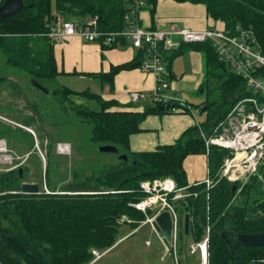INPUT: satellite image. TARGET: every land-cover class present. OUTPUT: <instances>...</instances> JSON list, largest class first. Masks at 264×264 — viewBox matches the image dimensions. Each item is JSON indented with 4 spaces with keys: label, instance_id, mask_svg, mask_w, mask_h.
Segmentation results:
<instances>
[{
    "label": "trees",
    "instance_id": "16d2710c",
    "mask_svg": "<svg viewBox=\"0 0 264 264\" xmlns=\"http://www.w3.org/2000/svg\"><path fill=\"white\" fill-rule=\"evenodd\" d=\"M144 1L145 4L132 14L135 0H24L25 7L0 24V54L6 65L0 70V76L5 75L8 79L11 76L9 70H14L45 89L36 86L37 98L24 89L18 90L17 97L24 99L30 112L23 116L19 110L21 120L15 123L33 128L35 132L18 127L29 136V152L36 153L42 160L35 150L36 138L46 151L45 176L42 171L38 181L27 180V165L0 172V264H94L99 260L92 262L94 249L102 254L110 251L119 241L124 225L136 230L146 220L147 214L132 203L145 196L141 190L143 181L162 177L173 178L179 188L189 186L191 193L177 202L183 216L190 214V234L183 236L178 248L181 262V256L187 263L194 257L188 254V244L204 238L203 223L211 227L210 264H251L254 260H264V247H246L235 233L228 231L234 228L240 233H264V165L246 182L219 178L228 150L212 145L207 155L208 166L216 184L210 190L204 183L191 185L184 165L189 155L206 154L202 131L210 135L238 100L256 95L247 87L246 78L218 54L212 40L182 41L175 48L163 50L172 75L171 68L178 56L190 50L202 54L205 75L199 87V92L204 95L201 103L180 101L177 106L160 110L159 104L151 102L139 111L132 109L131 104L124 106L115 98L106 99L88 89L75 90L54 84L62 73L55 56L56 42L48 36L56 16L78 23L93 17L98 19L99 30L106 33L123 31L129 26L130 19H137L141 10L149 9L155 16L159 0ZM174 1L205 5L207 15L222 21L229 33L240 35L245 31L253 34L254 44L264 53V0ZM105 39L106 35L96 41L104 49L129 45L126 37L119 38V45L117 42L105 44ZM145 52V48L136 50L130 61L113 65L106 72L90 74L113 90L115 76L122 70L141 66ZM255 74L264 77V67ZM83 97L95 100L99 108L92 109L78 100ZM173 107L184 108V112L190 114L205 115L204 120L187 128L174 143L155 150L133 151L130 137L142 131L144 119L151 114L173 112ZM6 119L0 118V121L10 125L16 121ZM9 128H2L0 140L9 133ZM64 137L67 138L65 141ZM85 139L100 146H117V160L60 168L55 158L59 143L68 142L73 147L72 144ZM122 154L128 159H120ZM27 181L39 183L41 193H21L22 183ZM44 183L50 192L45 191ZM153 213L149 211L148 215ZM225 230L223 236L221 233Z\"/></svg>",
    "mask_w": 264,
    "mask_h": 264
},
{
    "label": "built area",
    "instance_id": "2783aa9c",
    "mask_svg": "<svg viewBox=\"0 0 264 264\" xmlns=\"http://www.w3.org/2000/svg\"><path fill=\"white\" fill-rule=\"evenodd\" d=\"M5 0H0V5ZM144 0H135L132 14L136 13ZM138 19H130L129 26L123 31L104 32L98 29V19L89 18L83 23L71 19H62L60 15L52 20L50 36L56 43L63 42L72 36H79L87 41L96 42L106 35L105 44L117 42L120 37H126L129 44L135 49L145 48V56L141 69L153 73L156 79L154 91L150 99L143 93L132 92L131 102L149 100L159 105H166L177 100L179 89L173 85L174 77L167 66L163 50L177 47L183 42H197L212 40L218 54L225 59L238 74L244 76L247 87L253 89L255 96H249L238 100L226 116L222 117L214 126L213 132L207 135L202 131L206 142V155L209 154L212 145L228 150V155L219 171V178H227L232 182L243 181L258 173L260 166L264 165V77L255 72L264 67V53L254 44L256 39L249 32L233 35L222 28L210 27L205 30H192L173 26L168 31L159 29H147L141 26ZM175 36L178 37L175 40ZM184 103V101H181ZM183 111L184 108L173 107L172 111ZM19 125V124H18ZM58 151L61 153L70 150L66 143H59ZM68 150V151H67ZM3 140H0V160L15 159ZM19 158V156H17ZM205 184L210 190L215 183L210 170L207 176L191 185ZM188 187L179 188L171 177H162L154 180H145L141 183V190L145 196L132 205L147 214L143 223L152 221L163 211H170L173 218L172 248L166 249L174 256L179 264L178 248L181 243V235L184 231V216L177 208V202L191 195ZM46 192H50L47 186ZM196 195V193H195ZM209 197V194H208ZM210 206L207 207L209 210ZM153 211V215H148ZM205 236L200 241H191L188 244V254L199 255V264H210V233L209 224L205 226ZM96 259L101 258L102 252L93 250Z\"/></svg>",
    "mask_w": 264,
    "mask_h": 264
},
{
    "label": "crops",
    "instance_id": "0c3cea01",
    "mask_svg": "<svg viewBox=\"0 0 264 264\" xmlns=\"http://www.w3.org/2000/svg\"><path fill=\"white\" fill-rule=\"evenodd\" d=\"M137 19L144 28L163 31H168L173 26L198 31L210 27L225 28L222 21H216L207 15L205 5L190 2L180 3L174 0H159L154 17L149 9H144L139 12ZM174 39L177 40L178 37L175 36ZM135 53L136 50L129 45L123 48L104 49L100 43L87 41L79 36H72L63 42L55 44L56 61L59 71H62L58 76L61 74L66 76L80 75L86 79L95 77L90 73L109 71L113 65L125 63L133 59ZM188 53H197L202 66L204 65L202 54L196 50L187 51L174 60L171 68L175 77L173 85L181 92L187 88L197 89L202 83V79L200 78L196 81L195 73L189 77L180 73L178 62ZM74 71L77 73H74ZM87 83L89 84V82ZM100 84L104 90L100 94L104 98H115L124 106H130L131 104L132 109L142 111L151 102L149 100H139V102L133 103L130 100V94L132 92H139L145 94L150 99V95L156 85V79L153 73L145 72L139 66L134 69L120 71L115 76L113 90L110 89L108 84L103 85L101 81ZM87 89L91 90L90 85H88ZM79 101L82 102L81 99ZM186 101L189 102L188 100H184V102ZM204 117L205 115H202L200 119L199 115L183 111L168 112L163 115H148L141 124L142 131L131 135V149L133 151H148L155 150L164 144L174 143L187 128L198 122H202ZM184 165L190 184L203 180L208 174L209 166L206 154L189 155ZM146 224L152 226V223H142V226ZM128 235H124L119 241Z\"/></svg>",
    "mask_w": 264,
    "mask_h": 264
},
{
    "label": "rangeland",
    "instance_id": "374dc122",
    "mask_svg": "<svg viewBox=\"0 0 264 264\" xmlns=\"http://www.w3.org/2000/svg\"><path fill=\"white\" fill-rule=\"evenodd\" d=\"M64 19V16H61ZM225 30V28H223ZM227 31V30H225ZM228 32V31H227ZM131 46V44H129ZM132 47V46H131ZM119 48H123L120 46ZM180 73L187 77L191 75H196V81L200 78L203 80L205 75L204 65L202 66L200 57L197 53H188L184 55L180 61L178 62ZM5 62L3 60V56L0 54V70L5 68ZM203 69V70H202ZM11 76L4 80L0 81V118L1 119H15L16 121H12V128H9L5 121H0V131L2 128H9V133L5 136L4 140L6 144L9 146L10 153L13 156H20L19 158H15L10 160L4 159L0 160V172L9 171L13 168H18L23 165L28 166V176L27 180H39V174L41 176V172L45 170L46 165V151L42 149L40 139H35V145L39 156L42 157L43 167L41 161L38 159L37 154L33 153L30 149V139L27 133L23 130L18 129V127H22V124L19 125L13 123L17 122L20 119L18 113L22 111L23 116L29 114L30 110L25 107L26 102L24 99H20L18 90L24 89L28 94L34 95L36 98L39 95L37 93V87L34 86V82L32 79L28 77H22L18 75L14 70H9ZM181 75V76H183ZM0 77H6L5 75H1ZM89 82V84L87 83ZM56 86H67L72 87L75 90H84L87 89L88 85H90V89L94 92L103 93V87L101 88L100 80L98 77H89L88 79L82 78L80 75H60L57 77L56 82L54 83ZM177 96V100L184 101L188 100L189 102H193L194 104L201 103L200 101L203 99L202 94L199 92V87L197 89L187 88L183 89L182 92L179 91ZM83 103H85L88 107L92 109H98L99 104L95 100L86 99L85 97L80 98ZM79 100V99H78ZM20 110V111H19ZM180 112V111H176ZM175 113V112H173ZM5 116V117H4ZM199 118H202V115H199ZM10 125L9 123H7ZM10 125V127H11ZM33 128L28 127L27 130L35 132L32 130ZM63 138V141H65ZM66 143L70 150L68 152L61 153L58 151V146L55 152V158L59 167L67 166V168H72L73 166L80 167L85 163L89 164H102L105 162H114L117 160L118 155L116 153H106L102 154L99 152V146L97 143L80 140L78 144H72L68 142ZM19 144L21 147H19ZM46 144V141H45ZM24 146L25 148H23ZM27 160V161H26ZM85 161V162H84ZM84 162V163H83ZM248 179L240 181L246 182ZM28 182V181H27ZM238 182V181H236ZM47 186L45 183L43 187ZM42 187V186H41ZM48 187V186H47ZM50 189V188H48ZM152 228L151 225H140L139 228L133 231L129 225H124L119 233V239H121L124 235H128L131 231H133L130 235L126 236L124 239L117 242L116 246L109 250H106V253L102 254L101 259L94 264H178L175 260L174 256L166 249L160 235L158 232ZM96 256L94 255V262ZM182 262L179 259V264H199V255L190 257L189 262L181 256ZM91 262V263H92Z\"/></svg>",
    "mask_w": 264,
    "mask_h": 264
},
{
    "label": "water",
    "instance_id": "95a60500",
    "mask_svg": "<svg viewBox=\"0 0 264 264\" xmlns=\"http://www.w3.org/2000/svg\"><path fill=\"white\" fill-rule=\"evenodd\" d=\"M25 7L24 0H5L3 4L0 5V24L9 16H12L22 10ZM6 80V77H0V81ZM34 85L40 88L41 90H45L43 86H41L38 82L33 80ZM177 101H171L166 105H158V109L164 110L166 107L177 106ZM183 105V104H182ZM99 151L104 153H119V148L112 144H106L99 146ZM122 160H127L128 156L126 154H122L119 156ZM22 171V170H21ZM235 188V185H234ZM21 193L24 194H40L41 187L37 182H23L21 186ZM153 228L160 235L164 245L171 249V241L173 236V218L170 211L161 212L153 221ZM206 224L203 223V227L205 228ZM229 232L235 233L238 237L239 241L242 245L246 247H256L261 248L264 247V233H256V234H247L236 232L234 228L228 229ZM190 234V214H184V231L181 235V240L183 236H189ZM223 236L226 235V230L221 233ZM251 264H264V260H254Z\"/></svg>",
    "mask_w": 264,
    "mask_h": 264
},
{
    "label": "flooded vegetation",
    "instance_id": "af4514ba",
    "mask_svg": "<svg viewBox=\"0 0 264 264\" xmlns=\"http://www.w3.org/2000/svg\"><path fill=\"white\" fill-rule=\"evenodd\" d=\"M13 123H15V122H13ZM15 124H17V123H15ZM18 125V124H17ZM24 128H25V126L24 125H22ZM25 129H28V128H25ZM3 143L4 144H6V141L3 139ZM7 145V144H6Z\"/></svg>",
    "mask_w": 264,
    "mask_h": 264
}]
</instances>
